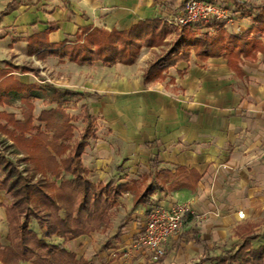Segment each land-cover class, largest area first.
<instances>
[{"label": "crops", "instance_id": "1", "mask_svg": "<svg viewBox=\"0 0 264 264\" xmlns=\"http://www.w3.org/2000/svg\"><path fill=\"white\" fill-rule=\"evenodd\" d=\"M12 1L13 9L0 19V71H10L20 83H32L28 73L19 71L29 61L36 69L50 71L48 84L35 79L39 87L84 94H76L81 107L87 105L97 127L98 119L107 125L106 132L96 131L82 155L88 170L98 172L122 161L111 182L130 185L147 183L150 171L163 169L181 168L199 175L194 189L157 190L145 205H135L131 192L118 197L114 209L119 222L112 235L120 230L119 234L113 248L96 254L95 264H99L97 259L118 264L129 256L127 264L150 263L146 254L132 247L153 206L185 204L191 210L155 264H210L209 258L236 250L248 231L259 235L254 247L264 241V229L257 231L254 225L264 217V41L262 33L252 32L250 16L235 12L243 3L264 1L206 0L227 7L237 19L232 24L218 21L227 33L261 42L249 56L237 62L224 55L201 59L191 49L186 58L164 69L169 71L163 72L164 78L148 80L144 71L162 58L167 46H142L131 64L77 63L56 49L87 38L94 46H106L114 30H126L148 19H158L172 30L164 39L170 43L175 25L169 21L182 12L185 0H0V11ZM207 24L189 27L197 38L214 35L216 29ZM42 32L54 46L52 53L29 55L28 38ZM10 110V105H0V112ZM0 123L6 121L0 119ZM8 203L0 190L2 245H7ZM238 211L244 212V219L237 216ZM84 238L69 240L66 248L76 253L71 248Z\"/></svg>", "mask_w": 264, "mask_h": 264}, {"label": "trees", "instance_id": "2", "mask_svg": "<svg viewBox=\"0 0 264 264\" xmlns=\"http://www.w3.org/2000/svg\"><path fill=\"white\" fill-rule=\"evenodd\" d=\"M12 9L13 1L0 11V19ZM235 12L250 16L254 22L252 32L262 33L264 41V3H243ZM207 25L216 29V33H206L200 38L188 25H175V37L169 43L164 39L172 30L158 19H148L126 30H114L106 46H94L86 37L82 43L60 45L56 51L77 63L131 64L142 46H167L168 50L162 58L150 63L144 71V79L148 80L162 78L164 69L186 58L191 49L201 59L224 55L228 60L237 62L261 44L253 36L248 38L247 35L227 33L218 20H208ZM27 41L30 54L37 51L40 55L52 53L54 46L46 41V32L34 34ZM70 96L71 93L66 94L58 88L43 92L33 84L16 81L6 70L0 71V102L19 100L24 114L22 120L6 115V125L0 126V129L10 140L0 139V144L7 143L5 149L11 153H22L21 160L25 163L24 168H18L13 160L0 153V190L9 199L5 206L8 244L0 243L2 264H19L28 260L34 264H92L91 260L68 250L65 242L68 238L104 230L118 197L131 192L135 205H145L157 190L194 189L199 179L196 172L178 168L174 172L164 169L150 171L147 183L93 184L87 177L88 169L82 164V152L89 139L95 137L96 128L87 105H83V128L79 137L73 138L70 123L73 116L65 113L63 108ZM41 97H48V102L55 105L42 110L39 115L38 121L44 123L43 128L32 123L31 114L32 100ZM64 174L69 177L61 179ZM33 221L37 230L31 227ZM122 227L123 224H120L119 228ZM119 231L111 238H116ZM53 237L60 238L61 242H54ZM258 238V234L248 231L236 250L209 258L210 264H264V241H259V245L254 247Z\"/></svg>", "mask_w": 264, "mask_h": 264}, {"label": "rangeland", "instance_id": "3", "mask_svg": "<svg viewBox=\"0 0 264 264\" xmlns=\"http://www.w3.org/2000/svg\"><path fill=\"white\" fill-rule=\"evenodd\" d=\"M249 1H251V0H249ZM252 1L261 2V1H264V0H252ZM230 17H231V22L225 21L227 24H232V22L237 20L234 17V15H230ZM27 53H28V50H27ZM28 54L30 55V53H28ZM6 71H8V70H6ZM19 71L22 72V73H28L29 74V76H28L29 80H30V78H32V80H33L32 83L28 82V83H22V84H25V85L33 84L37 88L42 90L43 92H47V93L51 91L52 87H49V86H46V85H44L43 87H41V86L39 87L37 85V83H36V80H35V79H37V80L44 79V82L46 84H48L50 82V78H51V74H50L49 70H40V68L36 69L34 66H32L29 63V61H27V62L25 61L24 64L21 65ZM9 72L10 71H8V73ZM164 72L168 73L169 71L165 70ZM161 75H162V78H164V76H166L165 73H162ZM42 84H44V83H42ZM39 85H41V84H39ZM68 93H71V96L68 98V101L63 105V108H64L65 113H67L71 117L73 116V119L70 121V123L73 126V138H78L80 133H81V130L83 128V120H82L83 107H81L80 101L78 100L79 98L77 97V95L84 96V94L83 93L81 94V92L72 91V90H71V92H68ZM68 93H66V94H68ZM15 101L16 100H14V101H12L10 103H8L7 101L0 102V105H3V104L4 105H10L11 106V110L10 111H12L10 113H7L5 111H1L0 112V119H3V120H5L7 122V120L5 118L6 115H12L15 118V120H22L23 119L24 114H23L22 108L20 106L21 102L19 100H17L16 104H14ZM54 106H55L54 103L48 102V97H44V98L41 97V98H37V99L32 100V107H33L32 108V113H31L32 117H33L32 123L35 124V125L41 126V128H43L44 127V123L38 121V117L41 114L42 110H45V109L47 110V109H50V108H52ZM16 118H18V119H16ZM4 125H6V123H0V126H4ZM95 126H96V131L99 130V132H106V130H107L106 123L105 122H101L100 119H98V127H97L96 124H94V127ZM9 129H11V126H9ZM95 136H96V133H95ZM3 138H7V136L0 129V139H3ZM7 139L10 140L9 137ZM92 140H94V138H90L89 139V141H88L89 144L92 143L91 142ZM8 143H10V142L8 141ZM6 144L7 143H4V142H2V144H0V153L2 155H6L8 158L13 160L15 162V164L18 166V168H24L25 163H24V161L21 160L23 158V154L20 153V154L17 155V154L9 152V149H5V145ZM87 148H89L88 144L84 148V150L82 152V155L84 154V152L86 153V149ZM90 155L91 154H89V152H88L87 153L88 159H89ZM91 157H93V160H94V155H92ZM83 162L84 161H82V164L84 166ZM121 164H122V161L119 162V160H116L114 163H111L109 166L106 165L108 167L103 166L101 169H96L98 172H94L95 169L92 170V171L88 170L87 177L89 178V180L93 184H96V185L100 184V183H103V184L104 183H111V184H113L111 181L116 179L115 176L118 175L117 174V170H118L117 168L121 169ZM99 171H102V173L99 172ZM140 172H142V171H140ZM68 177H69V175L64 174L61 177V179H65V178H68ZM99 179H100V181H95V180H99ZM107 180H110V181L107 182ZM58 181H60V180H58ZM118 222H119V217L116 214L115 209H113L110 222L107 225V227H105L104 230H100L101 232L98 233V234L92 233L93 231L88 233V234H86L85 235L86 238H84V242L83 243H80V245H79V243L77 241L76 244L74 243L75 244L73 246L74 248H71L72 246L70 248L73 249V250L74 249L76 250V255L78 257L82 256L84 259L91 260L92 264H95V262H96L95 261L96 254H98L99 252H101V250H104L105 248H106V251H107V250H110L111 248L114 247L112 245L114 243V238H111V236H112L113 231H115L116 225H117ZM254 225L257 227L256 228L257 231L263 230L264 229V217L261 218L260 220H258ZM31 227L33 229L37 230V226H36V223L34 221L31 223ZM73 239L74 238H68L67 241L65 242V246H66V244H67V242L69 240H73ZM52 240L54 242H58V243L61 242V239L57 238V237H53ZM104 242H106V245H104V247H103L102 245L104 244ZM6 244H8V241L6 242ZM68 250H70V249H68ZM135 252L136 253H141V250H137ZM142 253L145 254L144 252H142ZM129 258L132 259L131 256L124 257L123 259L120 260L121 262H119L118 264H127L128 261H129ZM97 262H99V264H101V262H102V264H103V263L106 262V260L99 261L97 259ZM20 264H34V263L32 261L28 260V261H25V262H21ZM146 264H155V263L150 262V263H146Z\"/></svg>", "mask_w": 264, "mask_h": 264}, {"label": "built area", "instance_id": "4", "mask_svg": "<svg viewBox=\"0 0 264 264\" xmlns=\"http://www.w3.org/2000/svg\"><path fill=\"white\" fill-rule=\"evenodd\" d=\"M230 11L219 3L185 0L182 12L169 22L173 25L192 27L211 19L231 22ZM189 214L191 210L185 204H174L167 208L150 207L145 215L144 227L135 237L132 249L144 252L150 262H158L166 253L167 241L181 231ZM244 215L243 211L237 212L239 218Z\"/></svg>", "mask_w": 264, "mask_h": 264}]
</instances>
